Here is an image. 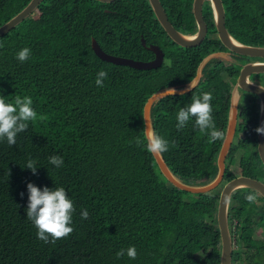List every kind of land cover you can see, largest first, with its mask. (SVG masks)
Masks as SVG:
<instances>
[{
	"label": "trees",
	"instance_id": "1",
	"mask_svg": "<svg viewBox=\"0 0 264 264\" xmlns=\"http://www.w3.org/2000/svg\"><path fill=\"white\" fill-rule=\"evenodd\" d=\"M158 1L175 30L195 32L192 0ZM28 2L0 0V26ZM221 3L228 34L243 45L264 48V0ZM201 15L207 34L199 46L188 49L169 40L147 0H42L0 37V96L9 102L16 95L30 96L38 117H45L30 122L14 146L0 141V264H218V193L189 194L173 188L146 149L142 122V108L151 94L185 88L209 52L225 51L214 36L207 1ZM91 39L104 53L148 61L152 53L141 46L143 39L145 46L159 47L163 61L150 70L103 62L93 54ZM25 47L31 55L21 63L15 57ZM218 60L202 67L189 92L158 99L149 111L151 129L169 142L168 151L160 155L163 162L175 179L189 186L215 177L221 139L210 142L194 120L177 130L176 115L193 96L211 92L213 121L224 131L228 92L239 67L222 66ZM101 70L108 76L104 86L97 87ZM256 112L241 106L236 140L224 159L218 186L239 175L264 184L255 152ZM51 155H61L63 167L49 164ZM29 159L37 161L35 175L25 167ZM29 182L65 188L75 206L74 231L68 238L56 244L37 239L35 226L26 218ZM248 194L256 196L254 203L245 199ZM84 209L87 219L80 215ZM233 223L230 264H264V239L254 236L257 228H264V200L249 189L232 192L228 228ZM130 246L137 250L136 259L126 251L116 257Z\"/></svg>",
	"mask_w": 264,
	"mask_h": 264
},
{
	"label": "water",
	"instance_id": "2",
	"mask_svg": "<svg viewBox=\"0 0 264 264\" xmlns=\"http://www.w3.org/2000/svg\"><path fill=\"white\" fill-rule=\"evenodd\" d=\"M42 0H29V2L22 8L17 14L11 17L8 21L0 26V37L19 24L22 20L27 18L32 11L39 5ZM102 4H108L116 0H94ZM207 1L211 10L212 23L215 30L216 39L220 45L228 52L236 54L238 56L246 58H256L264 60V48L257 46L243 45L233 39L224 27V11L221 0H192L191 14L195 24V32L191 35H184L181 32L175 30L173 26L168 22L165 13L158 0H147L149 8L154 16V19L165 33V35L175 45L180 48H195L199 46L206 36V25L202 19L201 7L203 2ZM140 44L143 48L153 54V59L150 61H137L128 58L113 56L104 53L96 44V42L90 40V48L93 54L101 61L107 62L113 65L126 66L135 70H150L156 69L161 65L163 53L155 45L145 46L144 40L140 39ZM215 54L207 58V55L198 64L195 72V76L190 83L181 90H174L171 94L169 89H164L151 94L145 101L142 108V122L143 133L146 139V132L151 129L149 120V111L152 104L161 98L166 96L181 95L189 92L197 83L202 67L214 57ZM207 58L205 61L204 59ZM264 73V61L252 62L243 64L234 81L233 89L231 92L229 108L227 111V121L224 131V137L220 143V147L216 156V175L208 183L201 186H189L179 182L168 170L167 166L163 162L161 156H152L160 174L164 179L175 189L184 191L189 194H204L214 190L221 183L224 172V159L231 145L232 136L235 130V109L237 95L235 89H239L242 92L254 94L259 100V112L256 128L264 126V90L254 84L248 82V77L251 75ZM235 93V100L233 98ZM147 143V139H146ZM255 152L258 159L264 169V134H258L256 132V145ZM239 189H249L258 194L264 200V184L259 181L245 176H236L220 187L216 201V214L215 224L219 237V259L218 264H230L231 254V238L229 234V228L227 224V209L229 197L232 192Z\"/></svg>",
	"mask_w": 264,
	"mask_h": 264
},
{
	"label": "clouds",
	"instance_id": "3",
	"mask_svg": "<svg viewBox=\"0 0 264 264\" xmlns=\"http://www.w3.org/2000/svg\"><path fill=\"white\" fill-rule=\"evenodd\" d=\"M30 55L31 49L25 47L16 53L15 58L23 63L29 59ZM107 76L108 73L103 70L97 73L95 79L97 87L104 86L103 81ZM169 90L171 94L174 92L173 89ZM212 100L213 95L211 92L193 96L191 104L181 107L176 115L177 130L184 129L190 120H194V126L201 133L207 132L210 136V142L222 139L224 132L217 130L213 121ZM32 105L33 101L30 96L21 97L16 95L11 102H9L8 97L0 96V141L6 140L9 146H14L17 135L26 132L30 122L45 119L43 116L38 117ZM255 131L258 134H264V126L256 128ZM146 139L147 151L155 156H160L169 149L168 140L159 135L154 129H149L146 132ZM136 142L137 144L140 143L139 140ZM48 162L55 168L63 167L64 163L61 155L49 156ZM25 167L35 175L38 168L37 161L29 159ZM26 188L28 193L26 218L35 226L37 239L45 244H56L58 240L68 238L74 231L72 223L75 206L65 188L62 186H55L54 188L45 186L41 188L31 182L27 183ZM245 199L249 203H254L256 196L248 194ZM80 215L82 219H87L88 211L84 209ZM125 251L130 259H136L137 250L135 246H130L126 250H119L116 257L120 258L125 255Z\"/></svg>",
	"mask_w": 264,
	"mask_h": 264
},
{
	"label": "flooded vegetation",
	"instance_id": "4",
	"mask_svg": "<svg viewBox=\"0 0 264 264\" xmlns=\"http://www.w3.org/2000/svg\"><path fill=\"white\" fill-rule=\"evenodd\" d=\"M206 34H207V32H206ZM214 36L216 37V35H214ZM209 53L215 54V56L212 57L211 59L215 58V59H219L218 61L223 62V60L221 58H224V60L227 63V65H224V66H238L239 69H240V67L243 64H246V63L263 62L264 61L262 59L246 58V57L240 56L242 58V61H241V60H238V57H237L238 55L232 54V53H230V52H228L226 50L223 51V52L215 51V52H209ZM152 59H153V54H152V58L150 60H152ZM150 60H148V61H150ZM162 61H163V57H162ZM144 62H146V61H144ZM161 64H162V62H161ZM239 69H238V71H239ZM222 76H223L224 79H226V76L225 75H222ZM235 79H236V77L234 78V81H235ZM248 82L251 83V84L257 85V86L261 87L264 90V73L249 76L248 77ZM233 85H234V82L232 84H230V90L228 92L227 111H228V108H229V102H230V97H231V92H232V89H233ZM235 92H236V95H237V99H236V109H235V128H236L238 122L240 121L239 111H240L242 105H246V106H248V108H251L252 113H254V111H257L256 112V125H257L258 112H259V104H260L259 98L256 95H254V94H249V93L242 92L241 90H239L237 88L235 89ZM254 108H256V110ZM226 121H227V114H226ZM225 125H226V122H225ZM224 131H225V129H224ZM234 132H235V130H234ZM234 134L232 136L231 144H232V142L234 143V141L236 140V137H234ZM238 137H240V136H238ZM222 139L220 140V142L222 141ZM226 156H227V154H226ZM226 156H225V158H226ZM256 219H257V216H256ZM234 225H235V223H233L232 225L229 226V228H230L229 230L232 232V234H233V231H234ZM258 229H264V228H257L254 231L255 238H259V236L256 234V231ZM230 238H231V235H230ZM232 248H233V242H232V238H231V250H232Z\"/></svg>",
	"mask_w": 264,
	"mask_h": 264
},
{
	"label": "rangeland",
	"instance_id": "5",
	"mask_svg": "<svg viewBox=\"0 0 264 264\" xmlns=\"http://www.w3.org/2000/svg\"><path fill=\"white\" fill-rule=\"evenodd\" d=\"M211 55H213V54H211V53H209V54H207V58L208 57H210ZM207 58H205L204 59V61L207 59ZM222 60H223V63H222V66H224V65H227V63H226V61L224 60V58H221ZM235 92V91H234ZM233 98H234V100H235V93H233ZM231 170L232 171H237L236 169H234L233 167H231ZM220 187L221 186H218L217 188H215L214 189V191L212 192L213 194H215L216 192L218 193L219 192V190H220ZM252 219H254V221L256 222V216H252ZM256 234L259 236V238H261V239H263L264 238V229H258L257 231H256Z\"/></svg>",
	"mask_w": 264,
	"mask_h": 264
}]
</instances>
